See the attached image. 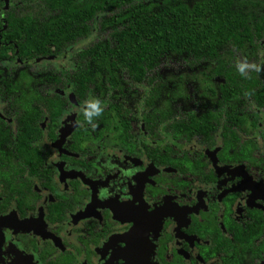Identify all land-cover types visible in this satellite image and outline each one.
Wrapping results in <instances>:
<instances>
[{"label":"flooded vegetation","instance_id":"af4514ba","mask_svg":"<svg viewBox=\"0 0 264 264\" xmlns=\"http://www.w3.org/2000/svg\"><path fill=\"white\" fill-rule=\"evenodd\" d=\"M209 80L203 96L166 83L153 107L122 97L95 127L93 99L55 90L63 107L25 110L21 138L0 97V264H264V108L214 105Z\"/></svg>","mask_w":264,"mask_h":264},{"label":"trees","instance_id":"16d2710c","mask_svg":"<svg viewBox=\"0 0 264 264\" xmlns=\"http://www.w3.org/2000/svg\"><path fill=\"white\" fill-rule=\"evenodd\" d=\"M62 54L66 66L45 60ZM171 56L221 78L214 105L233 99L252 114L254 106L264 108V0H8L6 8L0 0V65L13 63L4 66L0 97L19 104L16 137L30 126L25 110L63 107L55 90L102 107L141 92L139 101L153 107ZM32 60L44 62L33 68ZM239 63L259 71L249 67L242 75ZM15 70L17 81L10 77Z\"/></svg>","mask_w":264,"mask_h":264},{"label":"rangeland","instance_id":"374dc122","mask_svg":"<svg viewBox=\"0 0 264 264\" xmlns=\"http://www.w3.org/2000/svg\"><path fill=\"white\" fill-rule=\"evenodd\" d=\"M169 61L170 64L163 67L161 71V75L166 79L167 83L164 91L172 96H178L179 91H198V96H203L204 92L210 89L211 83L209 78L206 77L208 73L207 66L201 65L188 69L177 64L174 56H171ZM215 84L212 81V85L214 86ZM161 96L160 98L165 100V94ZM163 101H159V104H163Z\"/></svg>","mask_w":264,"mask_h":264},{"label":"clouds","instance_id":"9594fccd","mask_svg":"<svg viewBox=\"0 0 264 264\" xmlns=\"http://www.w3.org/2000/svg\"><path fill=\"white\" fill-rule=\"evenodd\" d=\"M249 67H256V66H250L247 63H239L237 65V70L243 75L245 74V70ZM256 70L259 71V68L256 67ZM82 111L86 122L92 125L93 127H95V125L93 124V118L99 117L102 114L103 107L99 100L93 99L91 101L86 102V107H84Z\"/></svg>","mask_w":264,"mask_h":264},{"label":"water","instance_id":"95a60500","mask_svg":"<svg viewBox=\"0 0 264 264\" xmlns=\"http://www.w3.org/2000/svg\"><path fill=\"white\" fill-rule=\"evenodd\" d=\"M4 1V8L7 7L8 0H3Z\"/></svg>","mask_w":264,"mask_h":264}]
</instances>
